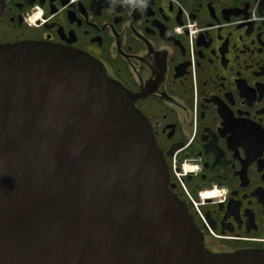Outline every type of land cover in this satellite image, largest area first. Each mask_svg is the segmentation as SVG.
<instances>
[{"label":"water","instance_id":"obj_1","mask_svg":"<svg viewBox=\"0 0 264 264\" xmlns=\"http://www.w3.org/2000/svg\"><path fill=\"white\" fill-rule=\"evenodd\" d=\"M0 264H264V250H209L131 91L84 51L26 40L0 43Z\"/></svg>","mask_w":264,"mask_h":264},{"label":"flooded vegetation","instance_id":"obj_2","mask_svg":"<svg viewBox=\"0 0 264 264\" xmlns=\"http://www.w3.org/2000/svg\"><path fill=\"white\" fill-rule=\"evenodd\" d=\"M141 3L1 0L0 43L101 61L147 118L205 246L264 250V0Z\"/></svg>","mask_w":264,"mask_h":264},{"label":"built area","instance_id":"obj_3","mask_svg":"<svg viewBox=\"0 0 264 264\" xmlns=\"http://www.w3.org/2000/svg\"><path fill=\"white\" fill-rule=\"evenodd\" d=\"M187 26L190 28L191 35H193L196 31L193 30V26H192V24L189 21L187 22ZM176 175H177L178 178L181 177V174L180 173H176ZM194 204H195V207L198 208L197 203L194 202Z\"/></svg>","mask_w":264,"mask_h":264},{"label":"clouds","instance_id":"obj_4","mask_svg":"<svg viewBox=\"0 0 264 264\" xmlns=\"http://www.w3.org/2000/svg\"><path fill=\"white\" fill-rule=\"evenodd\" d=\"M141 7H144V6H146V0H142V3H141V5H140Z\"/></svg>","mask_w":264,"mask_h":264}]
</instances>
